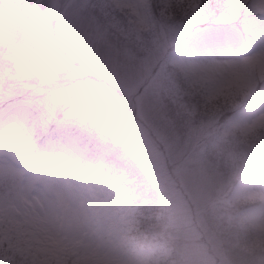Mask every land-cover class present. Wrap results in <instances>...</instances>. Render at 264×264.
<instances>
[{"label": "clouds", "instance_id": "clouds-1", "mask_svg": "<svg viewBox=\"0 0 264 264\" xmlns=\"http://www.w3.org/2000/svg\"><path fill=\"white\" fill-rule=\"evenodd\" d=\"M258 60L264 0H0V264H264Z\"/></svg>", "mask_w": 264, "mask_h": 264}, {"label": "rangeland", "instance_id": "rangeland-1", "mask_svg": "<svg viewBox=\"0 0 264 264\" xmlns=\"http://www.w3.org/2000/svg\"><path fill=\"white\" fill-rule=\"evenodd\" d=\"M257 63L260 65L262 69H264V60H258Z\"/></svg>", "mask_w": 264, "mask_h": 264}, {"label": "snow or ice", "instance_id": "snow-or-ice-1", "mask_svg": "<svg viewBox=\"0 0 264 264\" xmlns=\"http://www.w3.org/2000/svg\"><path fill=\"white\" fill-rule=\"evenodd\" d=\"M19 18V17H18ZM261 226H264V225H261Z\"/></svg>", "mask_w": 264, "mask_h": 264}]
</instances>
